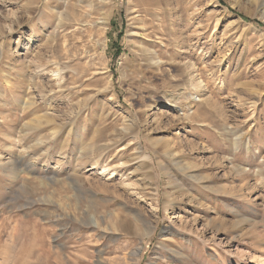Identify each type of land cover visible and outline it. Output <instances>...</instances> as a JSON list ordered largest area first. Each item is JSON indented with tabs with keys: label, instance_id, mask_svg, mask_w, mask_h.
I'll return each mask as SVG.
<instances>
[{
	"label": "rangeland",
	"instance_id": "1",
	"mask_svg": "<svg viewBox=\"0 0 264 264\" xmlns=\"http://www.w3.org/2000/svg\"><path fill=\"white\" fill-rule=\"evenodd\" d=\"M258 2L0 0V264H264Z\"/></svg>",
	"mask_w": 264,
	"mask_h": 264
},
{
	"label": "bare ground",
	"instance_id": "2",
	"mask_svg": "<svg viewBox=\"0 0 264 264\" xmlns=\"http://www.w3.org/2000/svg\"><path fill=\"white\" fill-rule=\"evenodd\" d=\"M252 1H255V2H256V1H258V0H252ZM259 1L262 3V4H261L260 2H258V7H259V5H261L260 7H262V9L260 10V11H261V14H260L261 16H260V17L264 18V3H263L264 0H263V1H262V0H259ZM250 3H251V2H250ZM258 10H259V9H258ZM90 23L92 24L93 22H90ZM152 59H153V58H152ZM160 61H161V60H160ZM156 63L159 64L160 62H159V61H156ZM55 73H56V72H55ZM263 262H264V260H263Z\"/></svg>",
	"mask_w": 264,
	"mask_h": 264
}]
</instances>
